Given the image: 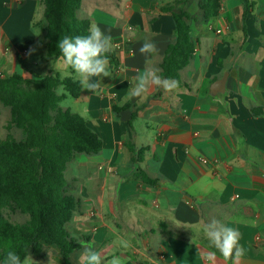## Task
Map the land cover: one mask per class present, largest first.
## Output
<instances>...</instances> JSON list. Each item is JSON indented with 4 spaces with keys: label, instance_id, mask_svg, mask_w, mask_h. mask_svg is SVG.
Masks as SVG:
<instances>
[{
    "label": "crops",
    "instance_id": "1",
    "mask_svg": "<svg viewBox=\"0 0 264 264\" xmlns=\"http://www.w3.org/2000/svg\"><path fill=\"white\" fill-rule=\"evenodd\" d=\"M246 2V15L245 0H221L219 15L206 19L199 0H82L78 18L113 38L111 76L93 78L97 93H58L66 94L60 107L82 116L103 149L77 155L65 171L79 204L66 230L78 249L67 263L45 245L30 255L34 264H79V241H95L104 264L113 256L123 264H264V0ZM167 8L190 16L195 53L180 71L189 87L153 86L128 99L139 71L162 73L175 31ZM43 20L41 0H0V74L79 81L63 60L47 57ZM146 40L158 49L149 64L139 51ZM214 219L238 229L242 257L225 260L209 245L204 225Z\"/></svg>",
    "mask_w": 264,
    "mask_h": 264
},
{
    "label": "trees",
    "instance_id": "2",
    "mask_svg": "<svg viewBox=\"0 0 264 264\" xmlns=\"http://www.w3.org/2000/svg\"><path fill=\"white\" fill-rule=\"evenodd\" d=\"M44 20L39 23L46 34L47 57H63L57 47L64 36L88 35L90 21L78 18L82 0H41ZM206 19L215 18L221 10V0H199ZM246 12L247 2L245 0ZM170 13L175 24L174 40L169 44L161 65V76L182 82L180 71L195 53L191 39L190 16L187 12ZM108 59L111 55L106 53ZM17 61L24 65L20 56ZM78 99L82 92L79 81L59 74H0V104L10 110L6 129L20 130L23 139L11 133L0 141V264L9 250L23 260L28 255L41 256L45 245L57 246L68 263L78 243L66 230L78 208V201L67 193L65 171L77 155H96L103 149L99 137L85 119L60 107L66 94ZM135 115L133 116V119ZM132 150V149H131ZM144 182H152L140 174ZM27 215L25 223H13L5 215Z\"/></svg>",
    "mask_w": 264,
    "mask_h": 264
},
{
    "label": "clouds",
    "instance_id": "3",
    "mask_svg": "<svg viewBox=\"0 0 264 264\" xmlns=\"http://www.w3.org/2000/svg\"><path fill=\"white\" fill-rule=\"evenodd\" d=\"M112 40L111 34H105L99 26L90 27L88 35L75 37L66 35L59 40L57 47L64 64L73 70L82 89L97 93L101 89V82L93 78L111 76L106 53L110 52L113 47ZM139 51L145 56V63L149 64L151 63L150 57L158 49L153 42L146 40ZM159 73L160 70L155 67L139 71L133 78L135 83L130 86L128 99L144 98L153 86L163 88L165 91H172L179 87V81L164 78ZM204 234L209 245L217 249L225 260L233 256L238 259L245 254V249L239 246V231L234 227L221 224L214 219L204 225ZM118 239L122 248L132 247L131 239ZM79 243L82 248L79 254V264H104L100 252L96 250L95 241H79ZM208 259L214 260L215 252L209 253ZM3 264H34V261L30 255L22 260L16 251L9 250L4 257ZM107 264H123V260L119 256H113Z\"/></svg>",
    "mask_w": 264,
    "mask_h": 264
},
{
    "label": "rangeland",
    "instance_id": "4",
    "mask_svg": "<svg viewBox=\"0 0 264 264\" xmlns=\"http://www.w3.org/2000/svg\"><path fill=\"white\" fill-rule=\"evenodd\" d=\"M21 68V67H19ZM22 69L20 73H22ZM10 120V110L8 108H5L0 104V141L5 139L9 133H11L13 136H15L18 140L21 139L22 132L18 129L12 128L10 131L6 129L7 124ZM5 215L10 219L13 223H25L29 220V217L24 214L20 213H10L9 211H5Z\"/></svg>",
    "mask_w": 264,
    "mask_h": 264
},
{
    "label": "built area",
    "instance_id": "5",
    "mask_svg": "<svg viewBox=\"0 0 264 264\" xmlns=\"http://www.w3.org/2000/svg\"><path fill=\"white\" fill-rule=\"evenodd\" d=\"M115 45H116V47H117L118 49H122V48L124 47V42H123V41H122V42H118V43H116ZM22 52H23V53H27V50H26V49H22ZM204 162H206V161H204Z\"/></svg>",
    "mask_w": 264,
    "mask_h": 264
},
{
    "label": "water",
    "instance_id": "6",
    "mask_svg": "<svg viewBox=\"0 0 264 264\" xmlns=\"http://www.w3.org/2000/svg\"><path fill=\"white\" fill-rule=\"evenodd\" d=\"M222 84H223V82H222Z\"/></svg>",
    "mask_w": 264,
    "mask_h": 264
}]
</instances>
